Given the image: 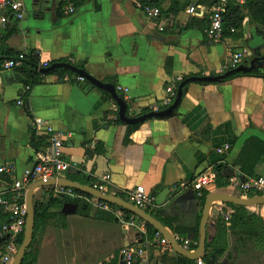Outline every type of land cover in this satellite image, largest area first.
<instances>
[{"label": "crops", "instance_id": "0c3cea01", "mask_svg": "<svg viewBox=\"0 0 264 264\" xmlns=\"http://www.w3.org/2000/svg\"><path fill=\"white\" fill-rule=\"evenodd\" d=\"M144 2L81 0L76 5L70 0H24L25 17L8 26L0 44V60L36 51L44 64L72 62L96 80L115 86L117 93L121 88L129 117L164 106L169 98L166 87L177 79L223 74L231 63L230 52L241 55V65L255 61L253 72L258 75L214 84L190 83L173 117L105 127L107 113L118 115L109 93L88 81L83 89L68 79L61 80L55 71L25 97L23 76L5 72L0 65V166L15 165L13 175L0 174V195H6L16 180L32 171L50 146L46 127L52 126L65 135L63 159L76 165L62 173L61 179L92 187L110 174L105 193L128 203L130 192L142 186L148 195L155 194L153 202L142 210L178 242L182 240L179 231L187 232L186 240L191 241L197 226L200 232L205 206L194 185L201 174L215 175L204 190L209 194L262 197L241 193L229 184V178L264 176V154L253 150L256 141L264 144V28L246 17L238 37L211 42L204 31L189 28L193 18L207 25L210 21L211 9L199 0H157L162 8L158 21L143 13ZM69 3L75 6V13L66 15ZM191 7L197 15L187 13ZM21 97L24 103L18 105ZM129 126L135 128L130 129V141L126 142ZM225 144H230L231 150L221 156L217 149ZM250 154L256 158L249 161ZM241 164H245L246 173ZM218 166H224L220 182L228 183L220 188ZM35 183L27 186L25 202ZM55 187H42L34 194L35 210L50 200L60 204L52 207L46 218L41 210L37 223L35 213L36 230L26 252L34 264H120L127 250L136 254V264H165V257H183L171 243L162 245L156 234H149L146 222L135 215L128 217L123 208L110 206L129 219L137 218V226L122 225L113 213L83 198L57 196ZM65 204L76 205V209L64 213ZM232 205L216 202L212 206L206 249L199 260L207 264L203 261L207 246L218 238L215 249H223V254L213 264H264V204ZM235 206L245 209L237 211ZM224 213H231L229 222L224 221ZM237 213L252 219L235 223L232 218ZM256 218L263 221L261 225ZM9 220L8 214L0 215V224ZM191 261L198 264V260Z\"/></svg>", "mask_w": 264, "mask_h": 264}, {"label": "built area", "instance_id": "2783aa9c", "mask_svg": "<svg viewBox=\"0 0 264 264\" xmlns=\"http://www.w3.org/2000/svg\"><path fill=\"white\" fill-rule=\"evenodd\" d=\"M247 1L248 0H215V6L211 10L209 26L205 31L206 38L211 42L223 41L225 39L223 26L224 12L232 2L238 5H244ZM142 11L148 19L157 21L162 19V8L157 4V0H145ZM64 13L66 15L75 13V6L72 3H69V5L65 8ZM187 13L189 15H197L196 9L193 7L189 8ZM24 17V0H0V44L2 43L5 32L11 22L22 21ZM163 29V27H160V30ZM231 33L235 34V29H231ZM26 54L28 53H20L17 59L4 61L2 70L5 72H17V69L23 65L22 61ZM229 58L231 63L225 72L235 69L242 64L241 55L236 52H230ZM46 67L49 66L46 65ZM29 69L31 70L30 67ZM78 81L84 82L85 79L79 76ZM181 81V78L177 79L166 87V92L169 98L164 106L155 107V112H159L171 106L177 94L178 84H180ZM30 90L31 88L29 86H24L22 95L29 93ZM118 90L122 91L119 87ZM23 103V98H19L17 104L23 105ZM46 134L50 137V146L42 154L38 163L34 165L32 171L23 180H16L14 182V186L6 192V195H0V215L2 213H6L9 215L10 219L8 223L0 224V264H12L19 251L20 246L17 243V239L18 236L23 234L25 231L28 215V207L25 202L27 186L33 182L39 181H58L61 179L62 173L76 169L75 164L63 159L64 133L52 126H47ZM230 150V144H225L217 149V153L221 156H225ZM14 172L15 165L12 163L0 166V174L13 175ZM214 180L215 175L211 173L201 174L198 178H196L194 180V185L197 190V195L201 197L202 192L210 184H212ZM110 181L111 175L106 174L102 177L101 182L95 183L92 188L101 193H105L106 185L109 184ZM229 184L243 194H257L264 197V176H231L229 178ZM54 194L57 196H69L71 198H83L98 209L113 213L122 225L134 227L138 224L137 218L129 219L122 212H115L107 202L93 197H91L93 199L91 201L86 197L87 195H84L73 188L56 185ZM153 200L154 197L148 195L142 186L137 187L135 190L130 192L131 203L140 209L149 206ZM223 219L225 222H229L231 219V213H224ZM155 237L162 245L170 246V242L160 233H157ZM181 241L183 242L182 247L184 249L193 252L192 242L190 240ZM123 258L126 264H136V254L132 250L123 252ZM198 264L204 263L201 260H198Z\"/></svg>", "mask_w": 264, "mask_h": 264}, {"label": "water", "instance_id": "95a60500", "mask_svg": "<svg viewBox=\"0 0 264 264\" xmlns=\"http://www.w3.org/2000/svg\"><path fill=\"white\" fill-rule=\"evenodd\" d=\"M59 69H64L67 71H71L73 73H76L78 76L84 78L86 81L90 82L92 85L97 87L98 89H101L107 93H109L113 99V101L118 106V118L121 121V123L125 125H136L142 122L147 121L148 119L152 118H158V119H164V118H171L175 115L176 109L180 106L183 95H184V89L185 87L190 83H202V84H214V83H220L224 80H226L228 77L233 76L235 74L240 73H251L255 70V61H253L250 66L246 65H240L235 69L229 70L223 74L214 75V76H203V77H189L185 80H183L177 90L176 97L168 108L161 110L159 112H149L145 115L138 116V117H129L127 115L128 113V105L117 93L115 86L112 84H105L102 83L95 78L91 77L89 74H87L84 70H81L79 68H76L68 63H55L49 67L43 68L40 70L41 74L49 75L54 73L55 71ZM9 77L14 78L15 80H18L20 82L23 81V78L17 75H9ZM65 186L73 188L79 192H82L84 194H87L91 197L97 198L101 201L119 206L123 208L126 211H129L131 214L137 216L139 219L143 220L147 224L151 225L157 232L162 234L172 245L175 252L183 257H186L190 260H199L205 253L206 249V241H207V225L210 218V212L212 209V206L216 202H222V203H229L234 204L237 206H253V205H259L264 204V197H254V198H238L232 195L228 194H222V193H210L205 201V206L203 209V215L202 220L200 224V240L198 244V248L190 252L186 249H184L180 243L177 241L175 236L167 229L165 228L158 220L153 218L151 215H149L145 210H142L136 206H134L131 203H128L122 199L116 198L114 196L108 195L106 193H101L92 187L89 186H83L79 183L71 182L69 180L60 179L58 181L50 180V181H39L35 183L28 191L27 194V207H28V215H27V221L25 226V233H24V240L22 245L20 246V249L14 258L12 264H22L24 257L26 255L27 250L29 249L33 237H34V229H35V203H34V194L35 191L42 187L47 186ZM73 209H76V205L73 204H65L64 206V213H69ZM120 264H125L124 261H121Z\"/></svg>", "mask_w": 264, "mask_h": 264}, {"label": "trees", "instance_id": "16d2710c", "mask_svg": "<svg viewBox=\"0 0 264 264\" xmlns=\"http://www.w3.org/2000/svg\"><path fill=\"white\" fill-rule=\"evenodd\" d=\"M73 1L76 5H79V3H81V0H70ZM199 3L202 5L207 6V8L209 9H213L215 6V0H199ZM247 13V15H246ZM248 17L250 22L259 26H262L264 28V0H248L244 5H238L234 2H232L226 9V11L223 14V26H224V36L225 37H231V36H235L238 37L241 33H242V26H243V22L245 20V18ZM208 25L205 24L204 22H202V20L193 18L190 22L189 28L190 29H199L202 31H206V29L208 28ZM231 29H235L236 33L232 34L231 33ZM5 37V36H4ZM19 57V54L16 55H12V56H8L5 57L3 60H0V65L2 66L4 61L9 60V59H17ZM23 65L21 67H19L17 69V72H19L23 78H24V85L25 86H29L31 89L35 86V85H39L42 84L45 80V78L47 77V75L41 74L40 70L43 69L44 67L47 66H51L53 65L55 62L53 63H49V64H44L41 62L39 53L36 51L33 52H29L28 54L25 55L23 61H22ZM70 64H73L72 62H69ZM29 67L31 68V70L29 69ZM82 69H84L83 66H80ZM55 75L59 76L61 80H65L68 79L70 80L73 84H76L78 86H80L81 88L85 89V84H86V80L84 82H80L78 81V76L77 74L71 72V71H67L64 69H59L55 72ZM248 75H258L257 72H253V73H240V74H235L233 76L228 77L226 80H231L234 79L235 77L238 76H248ZM179 86V84H178ZM119 96L125 100V97L123 95V93L121 91H118ZM106 94V93H105ZM29 96V93L25 94V97ZM111 115H113L115 118L108 120L107 118L110 117ZM128 115L129 112H128ZM112 124H121V121L118 118L117 113H107L105 115L104 118V123L103 125L105 127H109ZM99 126H97L98 128ZM129 133L126 137V142L130 141V133L131 130L135 128L134 126H129ZM34 147L38 149V145L34 144ZM255 151H258L260 154H264V144L260 141H256L255 145H254V149ZM256 158V156L253 154H250V156L248 157L249 161L254 160ZM247 159V160H248ZM242 168L243 173H246L245 171V164H241L240 165ZM224 168V166H218L215 170L217 172V187L220 188L222 186H227L228 183H221L220 181L223 179L220 175L222 169ZM245 176H249V175H245ZM251 177V176H250ZM48 192H51V190H49ZM155 194L152 195V197ZM209 195V192L207 191H203L202 192V196L200 197L201 200V205L202 207L204 206L205 203V199L206 197ZM57 202L50 200L47 203H43L40 204L39 206L36 207L35 213H36V223L40 220V211H43V217H48L49 214V210L52 207H57L58 204ZM110 206L114 207V205L108 203ZM234 206V205H232ZM235 209L237 211L243 210L245 209V207H236ZM128 217H133L134 215L131 214L129 211H125ZM237 217V219H236ZM246 220H251L252 218L248 215H242V214H238L235 215L232 219L233 222L238 223V219L239 221H241L242 219ZM257 222L261 223L263 222L261 219L256 218ZM9 222V221H8ZM234 223V224H235ZM259 225V226H260ZM147 230L149 232L150 235H155L157 234V231L149 224H146ZM172 231L173 228L169 227ZM35 230H36V226H35ZM186 234L187 232H181L179 231V236L182 238V240H186ZM199 238H200V232H199V227L197 226L195 234H194V238L191 240L192 241V248L195 250L197 249L198 245H194V243L199 244ZM8 239V238H7ZM24 240V234H22L19 238V240L17 239V243L19 245H22ZM180 245H183V242L180 240L179 241ZM219 245V241L218 238H215L213 244H208L207 246V250H206V254L203 257V261H205L207 264H213L214 262H216L217 259H219V257L223 254V249L222 250H218L215 249V246ZM164 263L165 264H193L194 262H192L191 260H188L187 258L184 257H179V259L175 260L169 257H165L164 259ZM23 264H34L32 258L29 256V253L26 254L25 259L23 261Z\"/></svg>", "mask_w": 264, "mask_h": 264}]
</instances>
